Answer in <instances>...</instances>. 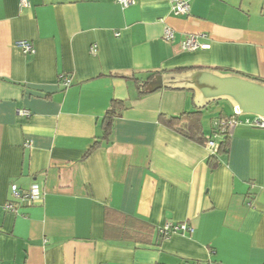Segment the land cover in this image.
<instances>
[{
  "label": "crops",
  "instance_id": "1",
  "mask_svg": "<svg viewBox=\"0 0 264 264\" xmlns=\"http://www.w3.org/2000/svg\"><path fill=\"white\" fill-rule=\"evenodd\" d=\"M29 1L0 0V264H264V129L237 125L210 168L206 142L160 122L195 111L192 92L140 96L133 80L194 68L264 80V0H185L186 16L169 0ZM188 35L209 48L183 50ZM113 100L109 141L91 149ZM212 121L203 112L217 144ZM34 182L39 204L12 195ZM141 222L192 232L124 237Z\"/></svg>",
  "mask_w": 264,
  "mask_h": 264
},
{
  "label": "water",
  "instance_id": "2",
  "mask_svg": "<svg viewBox=\"0 0 264 264\" xmlns=\"http://www.w3.org/2000/svg\"><path fill=\"white\" fill-rule=\"evenodd\" d=\"M149 88L150 92L190 91L194 106L200 110L213 102L225 101L236 116H254L264 121V83L237 73L194 68L156 75L149 82Z\"/></svg>",
  "mask_w": 264,
  "mask_h": 264
},
{
  "label": "trees",
  "instance_id": "3",
  "mask_svg": "<svg viewBox=\"0 0 264 264\" xmlns=\"http://www.w3.org/2000/svg\"><path fill=\"white\" fill-rule=\"evenodd\" d=\"M182 71V70H179ZM186 71V70H185ZM221 71V70H219ZM184 72V71H183ZM223 72V71H221ZM228 72V71H225ZM242 75V74H240ZM155 73L148 74L145 79H135L133 80L136 83V89L138 95H144L148 92H150L149 88V82L155 77ZM245 76V75H242ZM248 77V76H245ZM250 78V77H248ZM253 79V78H252ZM264 83V80L256 79ZM124 107V102L120 100H113L110 104V108L106 111L104 114L103 120H102V131L103 135L99 140L95 142V144L92 146L91 149H95L99 147V145L102 143V141H109V137L111 135L112 131V123L114 118L118 115V112ZM206 108L200 110L196 109L192 112H183L178 116L171 117L166 115L160 116V122L166 124L167 126L174 128L177 131H180L184 134H186L190 138H196L198 141L203 142L205 144L206 139L203 136L202 133V116L203 111L206 110ZM226 119V120H237L240 121V117L236 116L233 112L229 115H221L219 118L215 119ZM214 121V120H213ZM235 127H230L229 125H225L223 127L219 126L214 128L212 126V134H216L219 137V142L217 143V150L216 152H212L211 156L208 159V165L210 168H214L218 165V158L221 156L226 157L229 153V143L230 138L233 132V129ZM260 129V128H257ZM154 232L157 233V242L160 243L166 238L159 233V229H156L154 231L153 228L150 227L149 224L141 222L139 225L134 226L133 224H125L124 227V237H128L135 240L138 243H149V237L154 234ZM138 235H140L139 238ZM145 237V238H143ZM136 238V239H135Z\"/></svg>",
  "mask_w": 264,
  "mask_h": 264
},
{
  "label": "built area",
  "instance_id": "4",
  "mask_svg": "<svg viewBox=\"0 0 264 264\" xmlns=\"http://www.w3.org/2000/svg\"><path fill=\"white\" fill-rule=\"evenodd\" d=\"M172 5V12L175 16H186L189 13V5L185 0H169ZM118 4H120L123 8L129 7L133 2L132 0H116ZM19 8H28L30 7L29 0H18ZM163 37L165 40H171L173 38V32L170 28L165 27L163 31ZM196 35H188L181 42V47L185 51H196V50H205L209 48L208 44H201L197 42ZM16 45L23 50L25 54H31L33 52V48L31 44L27 41H19ZM90 52L94 54L96 52V46H91ZM64 86H68L70 84V80L68 78H63ZM225 125H229L230 127H236L237 125H245L253 128L264 129V121L261 119L254 117L252 119L246 118L244 120H226V119H218L212 122V126L223 127ZM214 137H218L216 134ZM206 146L214 153L217 150V144L214 141L208 140L206 142ZM12 195L15 198H18L22 201H26L31 205L39 204L43 199L42 187L39 183L34 182L31 184L28 191L23 192L21 190H17L15 185L11 186ZM184 232H192V229L187 227L185 224H165L163 227L159 228V233L163 235L165 238H168L171 234L174 233H184Z\"/></svg>",
  "mask_w": 264,
  "mask_h": 264
},
{
  "label": "rangeland",
  "instance_id": "5",
  "mask_svg": "<svg viewBox=\"0 0 264 264\" xmlns=\"http://www.w3.org/2000/svg\"><path fill=\"white\" fill-rule=\"evenodd\" d=\"M204 116L207 119L215 120L221 115L232 114V107L225 101L213 102L207 106V109L203 111ZM246 118L252 119L253 116H240V119L244 120ZM213 122V121H212Z\"/></svg>",
  "mask_w": 264,
  "mask_h": 264
}]
</instances>
